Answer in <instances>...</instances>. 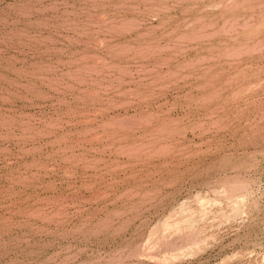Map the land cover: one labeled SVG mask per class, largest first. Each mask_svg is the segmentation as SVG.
<instances>
[{
	"label": "rangeland",
	"instance_id": "1",
	"mask_svg": "<svg viewBox=\"0 0 264 264\" xmlns=\"http://www.w3.org/2000/svg\"><path fill=\"white\" fill-rule=\"evenodd\" d=\"M0 264H264V0H0Z\"/></svg>",
	"mask_w": 264,
	"mask_h": 264
}]
</instances>
